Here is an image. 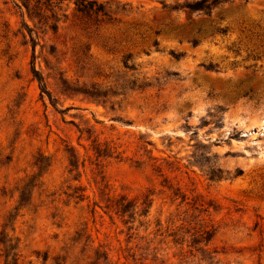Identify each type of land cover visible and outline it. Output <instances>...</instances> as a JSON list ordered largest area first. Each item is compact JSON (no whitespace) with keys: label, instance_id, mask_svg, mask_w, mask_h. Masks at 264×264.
I'll return each mask as SVG.
<instances>
[{"label":"rangeland","instance_id":"obj_1","mask_svg":"<svg viewBox=\"0 0 264 264\" xmlns=\"http://www.w3.org/2000/svg\"><path fill=\"white\" fill-rule=\"evenodd\" d=\"M37 1L0 0V264H264V0Z\"/></svg>","mask_w":264,"mask_h":264},{"label":"trees","instance_id":"obj_2","mask_svg":"<svg viewBox=\"0 0 264 264\" xmlns=\"http://www.w3.org/2000/svg\"><path fill=\"white\" fill-rule=\"evenodd\" d=\"M31 1L32 0H23L24 3H22L23 4L22 6L28 11L29 16L33 18V20L35 19H40L41 21L49 20L50 18L44 16L45 13H43V9L41 5L39 4V1L36 2V5H31L30 3ZM235 1H242V0H198V1L188 2L184 4L181 7V9L188 13L210 14L213 11V9H215L216 7L224 3H232ZM96 6H98V9H95ZM76 7H77V11L81 12L84 15L97 14L99 12L106 15L104 13L105 12L104 5H97V2L95 1L80 0V1H77ZM174 9L177 10L179 8L175 7ZM48 10L52 12L53 6H50V9ZM55 15L56 14L53 13V16L51 17V20L53 21V23L50 26V29L53 31L57 30V27H58ZM45 24H47V22ZM227 31L228 30H225L222 32H227ZM259 37H262V36H259ZM31 38H32V42H34L35 40L33 39V37ZM171 54L176 56L174 53H171ZM32 72H33V76L35 80L39 83L42 95H47L49 98H51L50 93L48 92L46 88L43 76L40 74L39 71L35 69V67L32 68ZM22 196H24V194H22ZM22 196H21V199L23 200ZM107 209L115 211V215L121 218H124L126 214L129 213L130 207L127 205H124L123 203L122 204L118 203L116 205L107 207Z\"/></svg>","mask_w":264,"mask_h":264}]
</instances>
